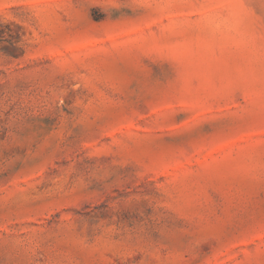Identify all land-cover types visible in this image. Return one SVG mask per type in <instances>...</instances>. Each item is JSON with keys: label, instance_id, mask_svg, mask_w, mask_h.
<instances>
[{"label": "rangeland", "instance_id": "374dc122", "mask_svg": "<svg viewBox=\"0 0 264 264\" xmlns=\"http://www.w3.org/2000/svg\"><path fill=\"white\" fill-rule=\"evenodd\" d=\"M0 264H264V0H0Z\"/></svg>", "mask_w": 264, "mask_h": 264}]
</instances>
